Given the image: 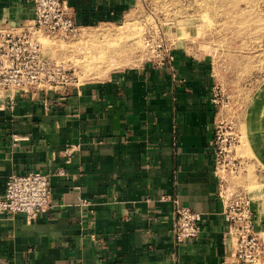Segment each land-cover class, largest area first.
<instances>
[{"label": "crops", "instance_id": "1", "mask_svg": "<svg viewBox=\"0 0 264 264\" xmlns=\"http://www.w3.org/2000/svg\"><path fill=\"white\" fill-rule=\"evenodd\" d=\"M65 1L80 28L119 22L137 2ZM33 16L28 0H0V26ZM174 55L173 68L146 60L103 81L0 98V196L12 174L33 170L50 175L52 190L31 223L0 213V264H240L210 145L211 65ZM175 200L202 215L198 236L182 243Z\"/></svg>", "mask_w": 264, "mask_h": 264}, {"label": "rangeland", "instance_id": "2", "mask_svg": "<svg viewBox=\"0 0 264 264\" xmlns=\"http://www.w3.org/2000/svg\"><path fill=\"white\" fill-rule=\"evenodd\" d=\"M21 26L0 27L19 33ZM42 35L54 39L53 48L43 46ZM33 36L44 56L74 78L70 84L103 81L113 71L141 65L150 56L147 37L209 61L220 100L218 119L237 135L228 153L235 166L219 168L223 191L253 204L263 254L252 264H264V0H137L119 22L80 28L75 35L34 30ZM98 59L107 62L96 67ZM111 61L116 68L106 71ZM50 89L29 86L16 94L30 90L37 96Z\"/></svg>", "mask_w": 264, "mask_h": 264}, {"label": "built area", "instance_id": "3", "mask_svg": "<svg viewBox=\"0 0 264 264\" xmlns=\"http://www.w3.org/2000/svg\"><path fill=\"white\" fill-rule=\"evenodd\" d=\"M28 1L32 3L34 12L30 24L21 26L19 33L12 32L11 28L0 27V98L10 104L15 101L16 92H23L29 86L43 85L56 89L67 86L74 80L63 66L56 65L43 56L41 44L33 38V31L40 29L63 35L76 34L79 26L75 23L70 7L65 0ZM146 41L150 52L147 60L158 66L168 64L173 68L176 48L157 38L147 37ZM216 90L215 86L212 102L219 106ZM225 129L224 121L218 119L214 137L210 141L218 171L223 166H235V162L228 159V153L234 146L237 135ZM221 197L226 200L224 217L228 223L227 236L235 243L236 260L240 264L259 261L263 246L256 230L251 201L241 194L228 198L223 190ZM51 200L50 175L47 172L33 170L22 174L15 173L9 177L5 193L0 196V213L23 214L26 221L31 223L51 207ZM89 203L87 200H80L79 205ZM201 219L200 212L175 200L173 233L176 242L182 243L196 238Z\"/></svg>", "mask_w": 264, "mask_h": 264}, {"label": "bare ground", "instance_id": "4", "mask_svg": "<svg viewBox=\"0 0 264 264\" xmlns=\"http://www.w3.org/2000/svg\"><path fill=\"white\" fill-rule=\"evenodd\" d=\"M21 28V27H20ZM79 29H80V27H79ZM79 29H78V31H79ZM40 30H45V29H40ZM61 35H63V34H61ZM75 35V34H74ZM63 36H65V35H63ZM85 37H89L90 35L88 34V33H85V35H84ZM33 38L36 40V41H38L34 36H33ZM38 39H39V41L43 44V46L44 47H46V46H48L49 48L50 47H52V46H54L53 44L55 43H53V40L54 39H51V38H49V37H47V36H39L38 37ZM38 41V42H39ZM67 45V44H66ZM112 45V44H111ZM44 47H43V49H44ZM56 47V46H55ZM58 48H62L63 49V45H61L60 43H59V45L57 46ZM53 48V47H52ZM66 48H67V46L64 48L65 50H66ZM70 48V47H69ZM41 50H42V47H41ZM54 53V52H53ZM55 53H56V51H55ZM119 53V52H118ZM42 54H43V52H42ZM43 56H44V54H43ZM45 57V56H44ZM46 58V57H45ZM47 59V58H46ZM93 59H95V58H93ZM47 60H49V59H47ZM110 60H112V61H115L114 60V58H110ZM50 62H52L51 60H49ZM104 60H97V61H95V66L96 67H101L102 65H104L107 61H105V62H103ZM110 62L109 63V69L108 70H106V71H109V70H111V69H114V68H116L115 67V62ZM103 62V63H102ZM52 63H54V62H52ZM55 64V63H54ZM118 64V63H117ZM57 65V64H56ZM99 65V66H98ZM112 65V66H111ZM128 66V65H127ZM108 67H106V69H107ZM123 68V67H122ZM103 69V68H102ZM102 73H105V71H103ZM95 74H97L96 72H95ZM99 74V73H98ZM91 75V74H90ZM92 75H93V73H92ZM91 75V76H92ZM104 75V74H103ZM96 78V77H95Z\"/></svg>", "mask_w": 264, "mask_h": 264}]
</instances>
